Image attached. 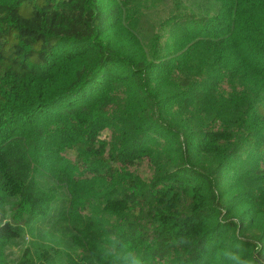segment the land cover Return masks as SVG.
Listing matches in <instances>:
<instances>
[{"label": "trees", "instance_id": "16d2710c", "mask_svg": "<svg viewBox=\"0 0 264 264\" xmlns=\"http://www.w3.org/2000/svg\"><path fill=\"white\" fill-rule=\"evenodd\" d=\"M117 241L264 264V0H0V264Z\"/></svg>", "mask_w": 264, "mask_h": 264}, {"label": "clouds", "instance_id": "9594fccd", "mask_svg": "<svg viewBox=\"0 0 264 264\" xmlns=\"http://www.w3.org/2000/svg\"><path fill=\"white\" fill-rule=\"evenodd\" d=\"M184 243L182 239L180 241ZM259 247V246H258ZM113 264H143L142 259L135 252L129 250L124 242L117 241L112 248ZM229 264H255L253 259H244L239 252L228 251L225 253Z\"/></svg>", "mask_w": 264, "mask_h": 264}, {"label": "rangeland", "instance_id": "374dc122", "mask_svg": "<svg viewBox=\"0 0 264 264\" xmlns=\"http://www.w3.org/2000/svg\"><path fill=\"white\" fill-rule=\"evenodd\" d=\"M27 242L28 240L27 239L25 240V238L11 242L10 246L5 251L9 263L18 260L20 253L23 250V248L26 246Z\"/></svg>", "mask_w": 264, "mask_h": 264}]
</instances>
